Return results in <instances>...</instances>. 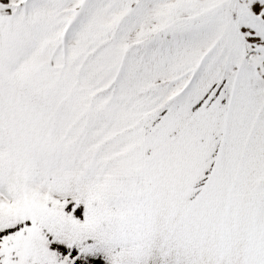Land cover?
<instances>
[{"label":"snow or ice","instance_id":"obj_1","mask_svg":"<svg viewBox=\"0 0 264 264\" xmlns=\"http://www.w3.org/2000/svg\"><path fill=\"white\" fill-rule=\"evenodd\" d=\"M0 264H264V0H0Z\"/></svg>","mask_w":264,"mask_h":264}]
</instances>
